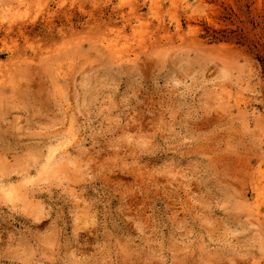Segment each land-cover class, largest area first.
Listing matches in <instances>:
<instances>
[{"label": "rangeland", "instance_id": "374dc122", "mask_svg": "<svg viewBox=\"0 0 264 264\" xmlns=\"http://www.w3.org/2000/svg\"><path fill=\"white\" fill-rule=\"evenodd\" d=\"M263 215L264 0H0V264H264Z\"/></svg>", "mask_w": 264, "mask_h": 264}, {"label": "bare ground", "instance_id": "6f19581e", "mask_svg": "<svg viewBox=\"0 0 264 264\" xmlns=\"http://www.w3.org/2000/svg\"><path fill=\"white\" fill-rule=\"evenodd\" d=\"M160 24H161V23H160ZM162 25H163V24H162ZM104 41H106V43L109 42V41H107V40H104ZM104 41H103V42H104ZM103 42H101V45H104V48L106 49V51H110V52H112V54L114 53L115 56L118 55V56H119V60H123V58H126V60H128V61H126V62H131V61L133 62L134 57H132L133 59H131V56H129V55H127V56H125V57H124V56L122 57V56L119 54V50H117L118 48H117V49L114 48L115 45H113V44H111V43L102 44ZM102 49H103V47H102ZM115 49H116V51H115ZM171 49H172V48H171ZM171 49H170V50H171ZM174 49H175V48H174ZM117 51H118V52H117ZM126 53H127V52H126ZM117 59H118V58H117ZM135 59H136V58H135ZM136 61H138V60H136ZM120 63H121V62H120ZM133 63H134V62H133ZM118 64H119V62H118ZM246 104H247V103H246ZM235 105H238V107H240V104H239V103H238V104H235ZM246 106H247V105H246ZM243 107H245V106H243ZM259 184H260V183H259ZM257 191H258V189H257ZM259 192H260V191H259ZM257 203H258V202H257ZM260 203H261V202H260ZM256 205H257V204H256ZM256 205H255V208L257 207ZM259 205H260V204H259ZM259 205H258V207H257V208H258V209H257L258 211H259V209H260V208H259ZM252 209H253V208H252ZM252 209H251V210H252ZM253 210H254V209H253ZM257 210H256V212H258ZM256 214H257L256 216H258V219H260V218H259V216H260V211H259V213H256ZM263 216H264V215H263ZM260 217H261V216H260ZM262 223H263V222H262ZM260 225H261V224H260ZM263 227H264V226H263Z\"/></svg>", "mask_w": 264, "mask_h": 264}]
</instances>
